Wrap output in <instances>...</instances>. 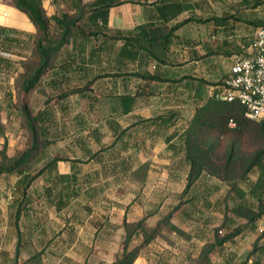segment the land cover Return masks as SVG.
I'll return each instance as SVG.
<instances>
[{
  "label": "rangeland",
  "instance_id": "374dc122",
  "mask_svg": "<svg viewBox=\"0 0 264 264\" xmlns=\"http://www.w3.org/2000/svg\"><path fill=\"white\" fill-rule=\"evenodd\" d=\"M45 2L49 4L46 6L49 15L72 10L69 0H45ZM11 20L13 27L10 28L13 30L10 32L15 35L20 34L21 36L18 35L17 40L19 38L22 41L20 45L13 41L8 45L5 44L7 49H5L4 56L11 59L14 65L23 59L24 61L30 59L33 43L32 39L28 38V34H31L32 25L21 12L11 15ZM121 20H114L115 24L123 25ZM51 25L54 31L53 21ZM94 42L93 39L88 41L86 49L94 46ZM98 43H100L99 40L95 42L96 45ZM104 47L99 57L106 56L107 47ZM70 52L74 53L72 57L76 58L77 63L79 58L87 57V50L84 53L77 51V54L76 51ZM236 57H233L232 63ZM61 58L62 55L59 59ZM109 60L104 57L102 66H106L105 64ZM75 65L68 74V83L64 86L61 84L54 87L46 84L45 80L43 84L45 94L42 95L40 90L38 92L34 90L22 95L23 100L33 113L43 108L44 102L47 101V106L53 108L56 123L58 126L61 125L62 133V138L57 139L49 146L48 158L29 162L27 171L30 174L44 168L54 156L65 158L69 153L76 154L72 148V142L66 138L67 135L62 125L70 128L72 135H77L78 129L98 126L100 132L104 133L102 145L106 150L102 148V145L99 146L102 148L103 161L107 165L113 163L109 159L111 155L108 150L111 144L110 130L102 126L105 120L112 117L109 113L112 99L105 94L109 86L108 81L97 82L91 91H86V97L69 94L59 100L60 106L57 105L56 95L60 90L76 85L82 87L80 86L83 84V82L80 83L81 73L78 65ZM16 68V66L13 67L14 74L11 72L9 77L12 79L10 86L13 105L11 107H7L6 104L0 105V152L2 143L6 139L7 155L10 157L19 155V152L26 148L29 140L23 116L15 105L19 99V87H17L19 79L17 77L20 73V70ZM103 72H106L105 69ZM3 95L4 90L0 89V100L3 99ZM155 101L156 99H152V104H155ZM142 115H149V113L143 112ZM87 131L84 130L82 133ZM64 136L65 138H63ZM72 139L71 136L70 140ZM150 161L155 165V168L147 179V188L144 194L151 204V210L145 211L138 208L140 198L144 199L143 192L140 193V196L136 195L139 186L128 177L122 178L112 174L109 171V166H107L108 170H105L106 175H97L101 169L103 171L104 169L101 167L102 162L96 160L95 157L80 166L81 175L69 188L57 178V173L67 170L68 164L63 161L58 162L56 170L47 169L51 170V175L45 170L42 174L35 176L26 188L22 200V186H19L18 183L22 177H19L17 173L0 174V264H12L16 235L11 224V213L15 205L19 203L24 207H32L31 215L23 218L25 220L22 227L23 233L25 234L26 231L24 240L27 238V241L21 247L19 257L21 264H111L119 254L124 239V230L121 224L123 216L129 217L128 219L131 221L136 216L146 215L147 226L152 227L160 215H165L178 204L181 207L172 217L176 225L175 230L164 228L161 236L142 248L141 255L135 264H162L163 261L170 264H188V260L193 261L194 259H188L186 257L188 253L198 251L203 243L211 240L215 232L214 229L220 228V234H222L228 228L231 230L243 221L231 211L233 198H223L226 186L221 181L204 176L198 186L195 185L185 196L180 197L178 193L184 187L183 179L172 180L169 171L179 170L182 173L181 156L170 154L161 144L154 149ZM103 171L102 173H104ZM254 173L255 171L251 175L254 176ZM242 186L246 189L248 185L243 183ZM63 189L69 196H65L66 203L63 207L57 209L54 202L58 200L59 192H63ZM46 190L50 191L52 202L46 201L44 197L46 194H43ZM132 200L134 201L133 208L126 212V203ZM222 224H226L227 229H224ZM261 224L262 226L258 224V231L237 238L234 247L236 252L244 253L250 247L253 237L264 230V221L261 220ZM139 243L140 241L136 239L132 241L134 246ZM167 254H169L168 257ZM29 257L33 258L31 262L23 263Z\"/></svg>",
  "mask_w": 264,
  "mask_h": 264
},
{
  "label": "trees",
  "instance_id": "16d2710c",
  "mask_svg": "<svg viewBox=\"0 0 264 264\" xmlns=\"http://www.w3.org/2000/svg\"><path fill=\"white\" fill-rule=\"evenodd\" d=\"M12 1L14 6L26 15L35 28L30 59L23 60L17 67L20 70L17 77L19 79V85L17 86L19 87V99L18 103L15 104L18 107L19 113L23 116L29 140L26 148L19 152V155L10 157L7 155V143L6 139H4L0 152L2 159L0 162V174L17 173L19 177H22L18 181L19 186H22V200L23 196H25L26 188L34 180L35 176L42 174L45 170L51 175V170L47 169L53 168L56 170L57 164L60 161L66 162L69 160L72 162L70 172L57 173L58 180L64 186H67V188L71 187V184L79 178L80 166L88 160H92L93 157L102 162V167L105 170L109 166V171L111 172H116V170H123L125 172L127 169L125 161L121 160L122 158H120L118 153H110L109 159L113 162L111 163L112 165H107L103 161L104 157L101 156L103 146L100 148L95 145L97 138H100V132L96 125L78 129L77 135H72L70 128L62 125L67 135L66 138H69V142H72V145L81 146L84 150V155L77 158L54 156L44 168L30 174L27 171L29 162L34 160L41 161L48 158L49 146L57 139L62 138V133L61 125L58 126L56 123L53 108L47 106V101L44 102L43 108L33 113L22 96L24 93H30L34 90H40L42 95L45 94L43 84L48 73L55 74L60 68H64L65 71L74 69L73 66L77 64V61L75 60L76 58L72 57L74 53L70 51H76V54L78 53L77 51L81 53L85 52L84 49H86L88 41L94 40L99 34L92 27L97 26L99 23L101 26L106 24L107 9L113 6L114 3L99 0L82 4V0H70L74 8L73 12L65 11L47 15L42 0ZM181 9V7L178 8V11ZM231 19V17H212L207 20H212L216 26L222 25L226 27ZM52 21L55 25L54 31L52 30ZM187 21L188 19L172 27L154 23H147L141 26L136 39L137 47L132 43L129 44V40L123 37L125 44L119 49L116 60H118V63L123 64L124 60L135 58L136 54H140V52L141 54L144 53L157 57L154 46L159 44L165 46L169 42L173 31ZM261 25H264V22H261L255 28ZM159 33H163V36H159ZM106 38V41L103 40L98 45L94 42V46L88 49V55L90 54L92 57L97 56L105 48L104 46H106V56H110L113 43L109 41L110 37L107 36ZM144 38L147 45L142 43ZM11 41H18L17 35L12 34L10 30L0 28V52L3 43H10ZM61 55L62 58L59 59ZM1 62L2 56H0V65ZM105 76L109 75L102 73L93 75L83 81V84L80 85L82 87L76 85L70 88H61L62 90L56 95L58 99L57 105L60 106L59 100L64 99L69 94H79L86 97V91H91L96 80ZM224 77L221 81L222 85ZM148 78H155V76ZM51 80L52 82L46 81V84L50 85L51 83V86L57 87L56 84L61 83L63 78L52 77ZM1 88L4 90V95L3 99L0 100V105L6 104L7 107H11L13 105L11 86ZM221 96L214 94L200 103L195 108L192 117L188 120L187 126L184 129L183 143L188 169L185 186L180 197L188 193L202 174L215 177L227 184L229 187L227 195L232 193L239 198V201L234 204L231 211L237 217L242 218L244 223L243 225L240 224L233 227L231 230L227 229L226 224H222L224 229H227L222 234H220V228L214 229L215 232L211 240L203 243L200 249L195 251L193 257H188V259L194 258L193 261L188 260V264H211L216 259L214 255L218 256L222 253L227 248V244L233 242L235 236L245 226L249 224L253 225L256 220L264 216V124L246 118L244 107L238 101H226ZM117 100L121 105L122 114H126L132 109L134 97L122 95L117 97ZM54 125L56 127H52ZM84 130L88 131L82 133ZM71 136L73 137L72 140H70ZM111 147L112 144L109 145V149ZM103 149L106 150V148ZM112 159L114 160L112 161ZM253 171H257L258 176L254 182L250 183L246 193L240 187V183L248 179V175ZM124 176L125 174L118 177L126 178ZM119 181H121L120 178ZM43 194H46L44 195L46 201L52 202L49 190H46ZM65 196H69L68 193H65V190L59 192L58 200L54 202L57 209H61L66 203L64 201V199L66 200ZM251 199L253 200L251 201ZM180 207V204L173 207L168 213L162 215L152 227L147 226L146 216L131 221H128L127 217L124 216L122 220L124 239L119 254L111 264H134L140 256L142 248L149 245L158 236H161L164 228L175 230V226L170 220L172 214ZM31 208L24 207V205L19 203L15 205L11 213V224L16 235L14 254L11 260L12 264H21L19 263L21 247L27 241V238L24 240L26 231L24 234L22 227L25 224V220L23 218L24 216L31 215ZM135 239L140 240V243L134 246L132 245V241ZM256 249L264 253V247L258 248L255 244L245 259L238 261L229 256L225 259L226 264H245L247 258L254 254ZM31 259L33 258L29 257L23 263H29ZM256 263L259 264V261H256ZM163 264L169 263L164 262Z\"/></svg>",
  "mask_w": 264,
  "mask_h": 264
},
{
  "label": "crops",
  "instance_id": "0c3cea01",
  "mask_svg": "<svg viewBox=\"0 0 264 264\" xmlns=\"http://www.w3.org/2000/svg\"><path fill=\"white\" fill-rule=\"evenodd\" d=\"M92 1L99 0H82L81 3L85 4ZM101 1H110L114 5L107 9L106 24L101 26L99 23L97 26L92 27L94 31L99 32L98 37L94 41L98 42L99 40L102 43L103 40L106 41L107 36L110 37V40H108L113 43L111 54L110 56L99 57V54L102 53L101 51L97 56L92 57L90 54L88 55V49H84L85 52L87 50V57L85 59L79 58L77 65L81 73V82L99 73L109 75L97 79L94 85L103 80H107L109 83L105 94L112 99L109 111L112 117L107 121L105 120L102 126L110 130L112 147L109 149V154L118 153L120 158H122L121 160L125 161L127 167L125 172L116 170V172L112 171V174L116 176L125 174L124 177H128L134 184L139 186L136 195L140 196L142 192L144 194L147 188V179L153 168H155V165L151 163L153 160L150 161V158L154 154V149L162 144L163 148L170 154L181 156L182 173L179 170H171L169 172L172 180L182 178L185 186L188 165L184 152V129L195 108L200 103L214 94L223 95L224 87L221 81L227 75L232 65L233 57L248 56L250 54V40L256 29L255 27L264 22V0ZM47 3L42 0L46 13V6L49 5ZM69 5L71 6L70 0ZM180 7L182 9L178 11ZM71 8L72 10L70 9L69 12L74 11V8ZM16 12L21 11L14 6L13 2L0 0V28L13 30L10 28L11 26L13 27L11 15L16 14ZM47 15L49 14L47 13ZM212 17H231L232 19L227 23L226 27H223L222 25L216 26L212 20H207ZM116 19H122L123 25L115 24L114 20ZM186 19H188L187 22L173 31L169 42L165 46L160 44L154 46L157 57L141 54L140 52V54H136L135 58L124 60L123 64L118 63V60H116L119 49L125 44L123 37L129 40V44L132 43L137 47L136 39L141 26L147 23H154L172 27ZM29 24H31L30 21ZM31 25L32 31L31 34H28L29 39H32L35 33V28L33 24ZM159 36H163V33H159ZM145 40L144 38L142 43L147 45ZM13 43H19L20 45L22 41L18 38V41ZM5 44L8 45L10 43L4 42L1 48L3 54L0 52V56H2L0 65L1 90H3L1 87L7 88L10 86L12 79L9 77L13 67H18L19 62L24 60L13 65L11 59L4 56L5 49H7ZM104 57L110 59L105 64L106 66H102ZM104 69L106 72H103ZM56 72L55 74L48 73L46 81L52 82V77H58L60 79L63 78L59 84H62V86L67 84L70 71L60 68ZM151 76H155V78H148ZM35 91L38 92L39 90ZM122 95L134 97L132 109L126 114L121 113V105L117 100V97ZM152 99H156L155 104H152ZM139 112L149 113V115L144 116ZM97 129L100 132L98 126ZM103 137L104 133L100 132V138L95 141L96 146L102 145ZM72 148L76 154L69 153V158H77L84 155V150L81 146L73 145ZM66 163L68 168L64 172H70L72 162L68 160ZM101 170L97 175L103 176L107 174L105 169L104 171L102 170L104 173ZM80 172H82L81 168ZM204 176L217 179L207 174H202L193 187L195 185L198 186ZM257 176V171H255L254 176L250 173L248 179L240 183V187L247 193L250 183L254 182ZM243 183L248 185L246 189L243 188ZM224 184L226 191L223 194V198H233L234 206L239 201V198L232 193L227 195L229 187L226 183ZM182 190L178 193L179 196ZM143 198H140L138 208L142 211L151 210V204L145 198V194ZM133 203V200L126 203V212L133 208ZM177 212H174L172 217ZM140 217L143 216H136L132 220ZM172 217L170 221L176 227ZM128 218L127 220L129 221ZM261 220L264 221V216L256 220L253 225L245 226L235 236L234 241L227 244V248L222 253L218 256L214 255L216 259L211 264H226L225 259L229 256L240 261L246 258L253 245L256 244L258 248L264 247V230H262L259 235L253 237L250 247L244 253L236 252L234 249L238 237L246 234L250 235L259 230L258 224L262 226ZM243 223L244 220L238 225H243ZM194 254L195 251L189 252L186 257H193ZM256 261H259V264H264V253L257 249L254 254L247 258L245 264H257Z\"/></svg>",
  "mask_w": 264,
  "mask_h": 264
},
{
  "label": "built area",
  "instance_id": "2783aa9c",
  "mask_svg": "<svg viewBox=\"0 0 264 264\" xmlns=\"http://www.w3.org/2000/svg\"><path fill=\"white\" fill-rule=\"evenodd\" d=\"M226 101H238L246 118L264 124V25L253 32L250 54L237 56L223 81Z\"/></svg>",
  "mask_w": 264,
  "mask_h": 264
}]
</instances>
